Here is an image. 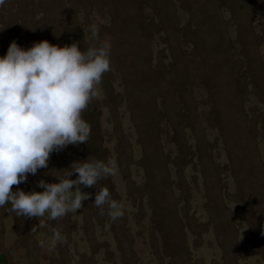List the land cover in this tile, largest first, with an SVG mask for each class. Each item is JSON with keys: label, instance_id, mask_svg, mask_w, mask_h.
<instances>
[{"label": "rangeland", "instance_id": "1", "mask_svg": "<svg viewBox=\"0 0 264 264\" xmlns=\"http://www.w3.org/2000/svg\"><path fill=\"white\" fill-rule=\"evenodd\" d=\"M13 40L109 44L86 143L54 151L12 191L112 160L95 187L120 215L100 214L95 187L56 220L5 205L0 264H264V0H2L0 56Z\"/></svg>", "mask_w": 264, "mask_h": 264}, {"label": "clouds", "instance_id": "2", "mask_svg": "<svg viewBox=\"0 0 264 264\" xmlns=\"http://www.w3.org/2000/svg\"><path fill=\"white\" fill-rule=\"evenodd\" d=\"M89 32L95 40V26ZM109 49L107 42L81 49L76 42L58 46L47 40L25 49L13 40L0 56V208L9 205L16 217L56 220L82 208L91 194L80 186L95 187L114 174V161L88 157L73 162L64 176L46 173L57 182L39 180L36 186L43 191H12L27 175L47 168L54 151L86 143L90 126L82 113L110 71ZM73 173L76 178L70 179ZM92 204L101 215L105 209L113 219L120 215L106 187L96 188ZM60 239L53 230L49 243L55 246Z\"/></svg>", "mask_w": 264, "mask_h": 264}]
</instances>
